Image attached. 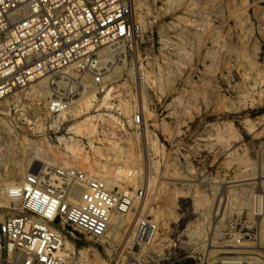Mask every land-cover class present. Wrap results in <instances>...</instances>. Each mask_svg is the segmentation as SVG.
Wrapping results in <instances>:
<instances>
[{"label": "rangeland", "instance_id": "374dc122", "mask_svg": "<svg viewBox=\"0 0 264 264\" xmlns=\"http://www.w3.org/2000/svg\"><path fill=\"white\" fill-rule=\"evenodd\" d=\"M135 2L110 82L70 95L69 71L0 100V203L28 172L76 166L142 195L103 240L64 223L70 264H264V0ZM52 93L68 112H47Z\"/></svg>", "mask_w": 264, "mask_h": 264}, {"label": "built area", "instance_id": "2783aa9c", "mask_svg": "<svg viewBox=\"0 0 264 264\" xmlns=\"http://www.w3.org/2000/svg\"><path fill=\"white\" fill-rule=\"evenodd\" d=\"M138 32L135 0H0V100L39 78L68 80L69 71L70 95L110 82L115 56ZM69 104L52 93L46 109L59 115ZM1 193L0 264H70L63 224L103 240L112 215L130 212L142 188L114 190L89 171L58 166L28 172Z\"/></svg>", "mask_w": 264, "mask_h": 264}, {"label": "bare ground", "instance_id": "6f19581e", "mask_svg": "<svg viewBox=\"0 0 264 264\" xmlns=\"http://www.w3.org/2000/svg\"><path fill=\"white\" fill-rule=\"evenodd\" d=\"M122 50H120L119 52H121ZM116 55V54H115ZM117 56V55H116ZM115 56V60L113 61V64H114V62L115 61H117V59L119 58H117ZM120 56H122V54H120ZM124 58V57H123ZM123 58L121 59H118V62L120 63L121 62V60H123ZM63 75V74H62ZM61 77H63V76H57V78H61ZM56 78V80H58ZM54 82V81H53ZM59 83V82H58ZM61 83V82H60ZM79 87H82V85H79ZM42 91V89H38V91ZM85 90V88H79L78 89V91H84ZM78 91H76V92H78ZM66 98V97H65ZM68 101H69V99L68 98H66ZM95 102H96V96L95 95H90L87 99H86V101H85V103H84V106H83V109L85 110V111H87L92 105H94L95 104ZM69 110L67 109L66 111H64L63 112V114H65L66 112H68ZM81 111V110H80ZM95 116V115H94ZM97 116H100V114L99 115H97ZM93 119V116H91V117H87V118H85L84 120L88 123V124H92L93 122H90L91 120ZM100 119H102V117L100 116ZM94 129V127H92V130ZM91 130V131H92ZM118 173L120 174V175H122V174H124V172L126 171L124 168H122L121 166L120 167H118ZM127 173V172H126ZM107 184V183H106ZM75 191L76 192H78V190L77 189H75ZM259 191V190H258ZM126 192V191H125ZM128 193V192H127ZM263 196H264V194H261L260 192H257L256 194H254V200H255V204H254V209L255 210H257L258 208H260V203H261V200H262V198H263ZM68 248H70V243L68 242V241H66L65 240V242H64V247H63V255L64 256H67L68 254H66V252H65V250L66 249H68ZM239 263H241V264H247L246 262H244V261H242V260H237V259H225V260H222L221 261V263L220 264H239Z\"/></svg>", "mask_w": 264, "mask_h": 264}]
</instances>
